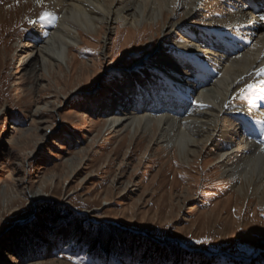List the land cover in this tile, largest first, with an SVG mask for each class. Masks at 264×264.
I'll return each instance as SVG.
<instances>
[{"label": "rangeland", "instance_id": "obj_1", "mask_svg": "<svg viewBox=\"0 0 264 264\" xmlns=\"http://www.w3.org/2000/svg\"><path fill=\"white\" fill-rule=\"evenodd\" d=\"M53 5L0 0V264H264V197L235 190L211 147L184 160L106 123L155 31L84 33L48 72L19 45Z\"/></svg>", "mask_w": 264, "mask_h": 264}, {"label": "bare ground", "instance_id": "obj_2", "mask_svg": "<svg viewBox=\"0 0 264 264\" xmlns=\"http://www.w3.org/2000/svg\"><path fill=\"white\" fill-rule=\"evenodd\" d=\"M52 2L61 15L34 24L19 45L24 64L71 68L84 33L105 31L106 46L115 25L155 31L159 43L126 70L109 129L147 136L184 160L211 147L235 190L264 197V0Z\"/></svg>", "mask_w": 264, "mask_h": 264}, {"label": "trees", "instance_id": "obj_3", "mask_svg": "<svg viewBox=\"0 0 264 264\" xmlns=\"http://www.w3.org/2000/svg\"><path fill=\"white\" fill-rule=\"evenodd\" d=\"M49 219L51 220V221H56V220H58L59 219V214H58V212H56V211H53V212H50L49 213ZM80 223V222H79ZM77 226H78V231L80 232V233H84L83 231V228H82V224L80 223V224H76ZM86 233H89V232H86ZM42 237L43 235H39V237ZM20 241H21V239H20ZM115 240H113L111 243H113ZM118 243H119V245H123V246H125V248L126 247H129L130 249H132L130 246H132L133 248H135V249H138V248H140V240H136V238H134V237H132V236H130L129 234L128 235H125L124 236V238H123V240H118ZM19 251H21V252H25L26 251V248H24V249H20ZM132 252H133V249H132ZM134 253V252H133ZM130 255H133V254H130Z\"/></svg>", "mask_w": 264, "mask_h": 264}, {"label": "snow or ice", "instance_id": "obj_4", "mask_svg": "<svg viewBox=\"0 0 264 264\" xmlns=\"http://www.w3.org/2000/svg\"><path fill=\"white\" fill-rule=\"evenodd\" d=\"M37 2L40 3L41 0H37ZM50 15H51V13L45 12L41 18H42V19H46V18H48ZM259 19H260L262 22H264V16H261ZM186 66H188V67L191 68L193 74H195V72L197 71V68H196L195 66H192V65H186ZM260 71H261V73H264V68H261ZM262 123H264V122H262ZM197 242L199 243L200 241H197Z\"/></svg>", "mask_w": 264, "mask_h": 264}]
</instances>
